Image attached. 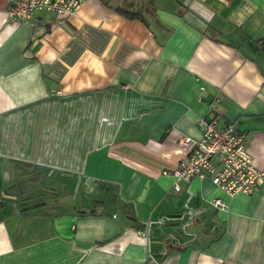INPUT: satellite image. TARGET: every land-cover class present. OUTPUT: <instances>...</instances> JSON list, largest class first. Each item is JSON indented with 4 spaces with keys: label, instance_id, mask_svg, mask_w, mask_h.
Segmentation results:
<instances>
[{
    "label": "crops",
    "instance_id": "obj_1",
    "mask_svg": "<svg viewBox=\"0 0 264 264\" xmlns=\"http://www.w3.org/2000/svg\"><path fill=\"white\" fill-rule=\"evenodd\" d=\"M7 7L0 264H264V183L170 174L211 119L264 170V0H83L31 24Z\"/></svg>",
    "mask_w": 264,
    "mask_h": 264
},
{
    "label": "built area",
    "instance_id": "obj_2",
    "mask_svg": "<svg viewBox=\"0 0 264 264\" xmlns=\"http://www.w3.org/2000/svg\"><path fill=\"white\" fill-rule=\"evenodd\" d=\"M7 19L11 23L31 24L35 13L53 12L72 15L83 0H7ZM200 139L182 137L178 145L185 157L170 171L179 190V182L193 178L209 180L229 197L238 193L251 194L264 183V170L256 167L243 136L236 132L233 124L217 126L216 120L201 122ZM166 173V172H165ZM214 207L226 209L220 199L211 200Z\"/></svg>",
    "mask_w": 264,
    "mask_h": 264
},
{
    "label": "rangeland",
    "instance_id": "obj_3",
    "mask_svg": "<svg viewBox=\"0 0 264 264\" xmlns=\"http://www.w3.org/2000/svg\"><path fill=\"white\" fill-rule=\"evenodd\" d=\"M36 188H37V184H35L34 185ZM38 187H39V185H38ZM33 202V200H29V201H23V203H21V204H30V203H32Z\"/></svg>",
    "mask_w": 264,
    "mask_h": 264
},
{
    "label": "water",
    "instance_id": "obj_4",
    "mask_svg": "<svg viewBox=\"0 0 264 264\" xmlns=\"http://www.w3.org/2000/svg\"><path fill=\"white\" fill-rule=\"evenodd\" d=\"M86 185H87V182H86Z\"/></svg>",
    "mask_w": 264,
    "mask_h": 264
}]
</instances>
